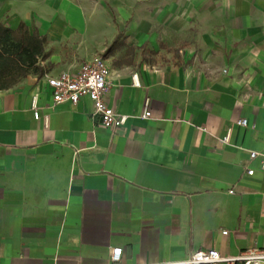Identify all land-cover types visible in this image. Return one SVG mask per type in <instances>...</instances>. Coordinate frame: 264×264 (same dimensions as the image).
<instances>
[{
	"label": "crops",
	"instance_id": "1",
	"mask_svg": "<svg viewBox=\"0 0 264 264\" xmlns=\"http://www.w3.org/2000/svg\"><path fill=\"white\" fill-rule=\"evenodd\" d=\"M106 3L0 0L1 23L45 38L36 67L0 90V264H109L115 247L121 264L264 247V169L249 158L264 155V0ZM145 46L152 58L183 49L134 65ZM100 50L104 101L126 117L117 129L86 97L54 104L46 83Z\"/></svg>",
	"mask_w": 264,
	"mask_h": 264
},
{
	"label": "built area",
	"instance_id": "2",
	"mask_svg": "<svg viewBox=\"0 0 264 264\" xmlns=\"http://www.w3.org/2000/svg\"><path fill=\"white\" fill-rule=\"evenodd\" d=\"M110 70L106 60L101 56H94L83 62L75 73L62 72L58 76L47 77L46 83L52 91V102L54 104L69 102L76 104L81 97H86L91 103L92 114L99 118L101 126L109 129H117L125 121V116L118 114L104 101V96L108 91V78ZM31 108L34 119L39 118L36 106V96H33ZM149 110L146 105L143 117H149ZM48 118L43 117L44 125H47ZM240 126L246 125V120H238ZM228 134L222 141L227 142ZM261 157L260 168L264 169V155L251 151L249 158ZM253 169L246 171L247 175H252ZM226 234V231L222 232ZM122 250L119 247L112 248L109 252V264H121ZM145 264H264V247L249 248L235 256H223L215 249L197 250L188 254L187 257L178 261H162Z\"/></svg>",
	"mask_w": 264,
	"mask_h": 264
},
{
	"label": "trees",
	"instance_id": "3",
	"mask_svg": "<svg viewBox=\"0 0 264 264\" xmlns=\"http://www.w3.org/2000/svg\"><path fill=\"white\" fill-rule=\"evenodd\" d=\"M44 43V37L29 35L23 25L11 30L0 22V90L12 87L34 68Z\"/></svg>",
	"mask_w": 264,
	"mask_h": 264
},
{
	"label": "rangeland",
	"instance_id": "4",
	"mask_svg": "<svg viewBox=\"0 0 264 264\" xmlns=\"http://www.w3.org/2000/svg\"><path fill=\"white\" fill-rule=\"evenodd\" d=\"M74 2H79L80 4L84 5V6H96L97 8L102 7V8H106L108 5V3H106V0H73ZM182 48V47H181ZM181 48H171L170 50H172L171 52H169L168 49H162L161 51L158 52V56L152 58L151 54L148 50V48L145 47H140L137 48L135 50L134 53H131L130 56L134 57V65H141L144 62H154V63H165L167 62L168 59H166V55L170 54V53H174V54H179L178 50ZM183 49V48H182ZM122 51H119L116 53L117 58H123L125 57L127 54H124ZM101 54H103V50L100 51H96L95 55L96 56H100ZM154 54V53H153Z\"/></svg>",
	"mask_w": 264,
	"mask_h": 264
}]
</instances>
